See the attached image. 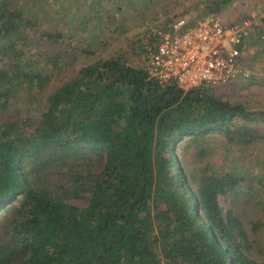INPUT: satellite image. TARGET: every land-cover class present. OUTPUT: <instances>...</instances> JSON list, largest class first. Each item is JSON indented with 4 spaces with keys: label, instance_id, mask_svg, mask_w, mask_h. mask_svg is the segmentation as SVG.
Returning <instances> with one entry per match:
<instances>
[{
    "label": "trees",
    "instance_id": "1",
    "mask_svg": "<svg viewBox=\"0 0 264 264\" xmlns=\"http://www.w3.org/2000/svg\"><path fill=\"white\" fill-rule=\"evenodd\" d=\"M26 1L0 0V112L31 108L0 121V264H264V110L162 86Z\"/></svg>",
    "mask_w": 264,
    "mask_h": 264
},
{
    "label": "rangeland",
    "instance_id": "2",
    "mask_svg": "<svg viewBox=\"0 0 264 264\" xmlns=\"http://www.w3.org/2000/svg\"><path fill=\"white\" fill-rule=\"evenodd\" d=\"M211 1L213 0H27L25 4L29 11L35 12L42 19L43 25L71 34L83 47L88 46L102 56L125 51L130 63L142 68L147 41H150L147 31L151 25L165 27L180 19L188 24ZM261 1L264 0H234L218 18L222 21L240 20L245 11L255 8ZM253 46L252 59L248 58L251 71L248 80L228 86L226 83L213 84L224 88V98L241 101L251 110H264V43H254ZM28 113H31L29 107L12 106L9 112H0V121L5 117ZM258 152L260 155L264 154L262 149ZM212 161L217 160L213 158ZM242 201L234 205V210L250 228L249 223L257 218L256 210ZM250 235L253 237L251 233ZM257 236V241L264 244V229L258 231Z\"/></svg>",
    "mask_w": 264,
    "mask_h": 264
},
{
    "label": "built area",
    "instance_id": "3",
    "mask_svg": "<svg viewBox=\"0 0 264 264\" xmlns=\"http://www.w3.org/2000/svg\"><path fill=\"white\" fill-rule=\"evenodd\" d=\"M254 30L264 41V3L232 24L210 16L192 26L184 19L165 27L151 25L142 69L160 85L175 83L183 90L248 80L251 71L241 57L245 39Z\"/></svg>",
    "mask_w": 264,
    "mask_h": 264
},
{
    "label": "crops",
    "instance_id": "4",
    "mask_svg": "<svg viewBox=\"0 0 264 264\" xmlns=\"http://www.w3.org/2000/svg\"><path fill=\"white\" fill-rule=\"evenodd\" d=\"M233 2V1H232ZM264 3V1H261L255 8H253V9H251V10H249V11H245L246 13H244L243 15H242V18H247V17H250L254 12H255V9L257 8V7H260L262 4ZM230 4V3H229ZM228 4V5H229ZM228 5L225 7V8H223V10L224 9H226V8H228ZM223 13V11L221 12V13H213V14H210V15H208V16H205V17H203V18H200L198 21H200V20H202V19H205V18H207V17H210V16H214V17H218V16H220V14H222ZM197 21V22H198ZM237 20H235V19H229V20H225V21H222L223 23H225V24H232V23H234V22H236ZM196 22V23H197ZM195 23V24H196ZM254 43H264V41H262L260 38H259V36H258V31L257 30H254L253 32H251V34L249 35V37H247L246 39H245V45H244V48H243V50H242V57H241V63L243 64V65H245L246 67H248L249 69H250V67H249V65H248V58L250 59H252V56H251V54L252 53H254V46H253V44ZM251 61V60H250ZM249 64H250V62H249ZM251 77V76H250ZM242 81H244V80H238V81H234V82H231L230 83V85H235V84H237V83H239V82H242Z\"/></svg>",
    "mask_w": 264,
    "mask_h": 264
}]
</instances>
